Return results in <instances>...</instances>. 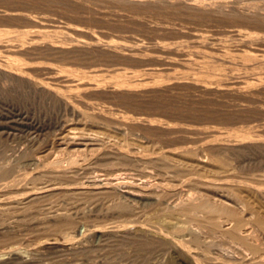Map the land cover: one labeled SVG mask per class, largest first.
I'll list each match as a JSON object with an SVG mask.
<instances>
[{
	"label": "rangeland",
	"instance_id": "obj_1",
	"mask_svg": "<svg viewBox=\"0 0 264 264\" xmlns=\"http://www.w3.org/2000/svg\"><path fill=\"white\" fill-rule=\"evenodd\" d=\"M129 1L0 0V264H264V0Z\"/></svg>",
	"mask_w": 264,
	"mask_h": 264
},
{
	"label": "bare ground",
	"instance_id": "obj_2",
	"mask_svg": "<svg viewBox=\"0 0 264 264\" xmlns=\"http://www.w3.org/2000/svg\"><path fill=\"white\" fill-rule=\"evenodd\" d=\"M127 1H129V0H127ZM139 2H140V0H138ZM153 1V0H152ZM164 0H162V2H163ZM220 1V0H219ZM129 2H131V1H129ZM144 2V1H143ZM180 2V1H179ZM101 3V2H100ZM134 3V2H133ZM158 3V2H157ZM125 4H127V3H125ZM142 4V3H141ZM160 4V3H159ZM163 4H165V3H163ZM168 4V3H167ZM209 4V3H208ZM170 5V4H169ZM220 5V4H219ZM163 6H165V5H163ZM223 6V5H222ZM145 7H146V5H145ZM148 7V6H147ZM160 7V6H159ZM167 7H168V5H167ZM219 7V6H218ZM59 8V7H58ZM126 8V7H125ZM215 8H217V7H214V9ZM223 7H221V9H222ZM90 9V8H89ZM102 9V8H101ZM192 9V8H191ZM198 9V8H197ZM196 8H195V10H197ZM199 9H200V7H199ZM198 9V10H199ZM212 9V8H211ZM219 9V12L221 11V9L220 8H218ZM255 9V8H254ZM257 9H259V8H257ZM7 10V9H6ZM135 10V9H134ZM216 10V9H215ZM227 10V9H226ZM225 10V11H226ZM239 10V9H238ZM253 10V9H252ZM261 10V9H260ZM194 11V10H193ZM199 11H201V10H199ZM212 11H214V10H212ZM218 11V10H217ZM223 11V10H222ZM231 11V10H230ZM218 12V13H219ZM239 12H241V11H239ZM256 12V11H255ZM257 12H258V14L256 15V14H254V16L256 15V16H258V15H260V16H262V13L261 14H259V11L257 10ZM221 13V12H220ZM242 14H243V9H242V12H241ZM248 13V12H247ZM129 14V13H128ZM223 14V13H222ZM227 14V13H226ZM231 14V13H230ZM230 14H227V15H230ZM144 15V14H143ZM242 16V15H241ZM244 16V15H243ZM246 16V15H245ZM264 17V16H263ZM128 18V17H127ZM9 19V18H8ZM260 19V18H259ZM12 20V19H11ZM127 20V19H126ZM258 20V19H257ZM9 21V20H8ZM124 21V20H123ZM246 22V21H245ZM249 22V21H248ZM261 22V21H260ZM38 24V23H37ZM150 24V23H149ZM233 24V23H232ZM246 24H247V22H246ZM125 25V24H124ZM254 27V26H253ZM79 28V27H78ZM249 28V27H248ZM261 29H259V31H260ZM263 30V29H262ZM261 30V31H262ZM58 30L56 29V31L55 32H57ZM31 32V31H30ZM54 32V31H53ZM19 33V32H18ZM65 33V32H64ZM261 33V32H260ZM8 34V33H7ZM21 34V33H20ZM125 34V33H124ZM255 34H257V33H255ZM263 34L264 33H262V36H263ZM27 35V34H26ZM209 35V34H208ZM211 35V34H210ZM259 35V34H258ZM7 36V35H6ZM19 36V35H18ZM54 36L55 35H53V38H54ZM174 36V35H173ZM255 36H257V35H255ZM261 36V35H260ZM260 36H257V37H260ZM165 37V36H164ZM55 38H57V37H55ZM75 38V37H74ZM166 38V37H165ZM65 39V38H64ZM79 39V38H78ZM91 39V38H90ZM89 39V40H90ZM163 39V38H162ZM168 39V38H167ZM169 39H170V37H169ZM82 40V39H81ZM80 40V41H81ZM157 40V39H156ZM159 40V39H158ZM173 40V39H172ZM171 40V42L174 44V41H172ZM6 41H7V39H6ZM91 41H92V39H91ZM101 41V40H100ZM119 41V40H118ZM162 41V40H161ZM166 41V40H165ZM208 41V40H207ZM9 42V41H8ZM14 42V41H13ZM75 42V41H74ZM82 42H83V40H82ZM102 42V41H101ZM106 42V41H105ZM167 42V41H166ZM165 42V43H166ZM15 43V42H14ZM13 43V44H14ZM102 43H104V42H102ZM107 43V42H106ZM5 44V43H4ZM8 44H10V43H8ZM73 44V43H72ZM105 44V43H104ZM11 45V44H10ZM9 45V46H10ZM19 45V44H18ZM169 44H167L166 46H168ZM7 46V45H6ZM81 46V45H80ZM160 46V45H159ZM36 47V46H35ZM160 47H162V46H160ZM263 47H264V45H263ZM29 48V47H28ZM174 48V47H173ZM257 48V47H256ZM2 50V49H1ZM35 50V49H34ZM260 50V49H259ZM258 50V51H259ZM249 51V50H248ZM256 51H257V49H256ZM26 52V51H25ZM245 52V51H244ZM223 53V52H222ZM241 53V52H240ZM259 53H261V51L259 52ZM264 53V52H263ZM247 54V53H246ZM255 54V53H254ZM49 55V54H48ZM222 55V54H221ZM223 56V55H222ZM5 57V56H4ZM255 58V57H254ZM34 59V58H33ZM228 59V58H227ZM235 59V58H234ZM256 59V58H255ZM9 60V59H8ZM45 60V59H44ZM49 60V59H48ZM229 60V59H228ZM26 61V60H25ZM221 61V60H220ZM239 62L240 61H242L241 59L240 60H238ZM39 62V61H38ZM237 62V61H236ZM235 62V63H236ZM245 62V61H244ZM247 62V61H246ZM250 62V61H249ZM264 62V61H263ZM238 63V62H237ZM251 63V62H250ZM23 65V64H22ZM121 65V64H120ZM123 65V64H122ZM259 65V64H258ZM52 67V66H51ZM247 67V66H246ZM61 68V67H60ZM256 69V68H255ZM254 69V70H255ZM13 70V69H12ZM252 70V69H251ZM262 70V69H261ZM35 71V70H34ZM19 72V71H18ZM36 72V71H35ZM241 72V71H240ZM253 72V71H252ZM25 73V72H24ZM234 74V73H233ZM239 74V73H238ZM36 75V74H35ZM225 76H226V74H225ZM250 77V76H249ZM41 80V79H40ZM35 82V81H34ZM39 85V84H38ZM247 88V87H246ZM249 88V87H248ZM62 93V92H61ZM127 93V92H126ZM78 94V93H77ZM66 102V101H65ZM84 109V108H83ZM102 115V114H101ZM116 115V114H115ZM101 119V118H100ZM108 121H110V120H108ZM145 122V121H144ZM126 124V123H125ZM257 125V124H256ZM255 125V126H256ZM248 126V125H247ZM234 127V126H233ZM253 127V126H252ZM252 127H251V130H252ZM257 127V126H256ZM233 129V128H232ZM243 129H245V128H243ZM255 129V128H254ZM227 130V129H226ZM233 131H234V129H233ZM233 131H232V133L231 134H233ZM240 130H238V132H239ZM249 131H250V128H249ZM205 132V131H204ZM242 132H243V130H242ZM252 133L251 134H254L255 135V131L253 132V130L251 131ZM257 132V131H256ZM164 133V132H163ZM227 133V132H226ZM236 133V132H235ZM234 133V134H235ZM260 133H262V132H260ZM208 134V133H207ZM211 135V134H210ZM209 135V136H210ZM238 135V134H237ZM240 135V134H239ZM253 135V136H254ZM256 135H257V133H256ZM195 136V135H194ZM202 136V135H201ZM213 136V135H212ZM217 136V135H216ZM229 136V135H228ZM233 136H235V135H233ZM263 136H264V130H263ZM205 137H207V136H205ZM229 137H231V136H229ZM228 137V138H229ZM241 138H242V136H240ZM236 138V137H235ZM259 139H260V137H258ZM262 138V137H261ZM148 139V138H147ZM233 140H234V137L232 138ZM255 139H256V136H255ZM259 139H257V141L259 140ZM244 140V139H243ZM262 140V139H261ZM247 141H249V140H247ZM246 140H245V142H247ZM254 141V140H253ZM256 141V140H255ZM250 142H251V140H250ZM249 142V143H250ZM256 143V142H255ZM194 144V143H193ZM251 144V143H250ZM195 148V147H194ZM191 150V149H190ZM195 150H196V148H195ZM111 153V152H110ZM115 155V154H114ZM224 158V157H223ZM153 159V158H152ZM163 160V159H162ZM192 162V161H191ZM193 163V162H192ZM195 164V163H194ZM176 165V164H175ZM225 161H223L222 160V162H220L219 163V165H218V170H222L225 166ZM6 166V165H5ZM5 166H4V168H5ZM185 166V165H184ZM2 167V166H1ZM189 167V166H188ZM3 168V169H4ZM182 168H184V167H182ZM6 169H8V168H6ZM56 169V168H55ZM1 170V169H0ZM8 170H10V169H8ZM257 170V169H256ZM7 171V170H6ZM3 172V171H2ZM0 173H1V171H0ZM4 173V172H3ZM215 173V172H214ZM193 174V173H192ZM5 175V174H4ZM263 175H264V173H263ZM1 177H2V175H1ZM211 177V176H210ZM213 178V177H212ZM1 179V178H0ZM216 179H217V177H216ZM22 181V180H21ZM217 181V180H216ZM231 181V180H230ZM257 181V180H256ZM233 182V181H232ZM12 184H13V182H12ZM31 184V183H30ZM227 184V183H226ZM242 184V183H241ZM11 185V184H10ZM17 185V184H16ZM232 187V186H231ZM242 187V186H241ZM256 189V188H255ZM42 190V189H41ZM155 191V190H154ZM238 191V197L237 198H239V200H242L244 203H245V205H246V207H247V210L250 212V213H252V215L254 216L253 217V219L250 221V222H246V221H243V220H241L240 218H238V217H234V216H231L232 218H231V221L233 222L234 221V225H233V227H232V232L233 233H235V235H238V237H240V240L243 242V243H245L244 242V240H248L247 239V237H245V234L247 233V235H249V233H250V230H249V228H247L246 227V225H249L251 222H252V224L254 225V226H256L260 231H263L264 232V215H262L261 214V212L262 211H260V207L261 206H258L259 204L257 203L256 205L253 203V201L255 202V201H257L255 198V200L253 199V201H251V199L253 198V196H252V198H251V195H250V193H245L244 191H240V190H236V191H234V192H237ZM243 192V193H242ZM159 195V194H158ZM231 196V195H230ZM30 198V197H29ZM236 198V199H237ZM207 200V199H206ZM204 202H206L205 200H204ZM208 202V201H207ZM163 204V203H162ZM200 204V203H199ZM204 204V203H203ZM237 204V203H236ZM243 204V203H242ZM263 204V203H262ZM239 205V204H238ZM237 205V206H238ZM122 206V205H121ZM124 206V205H123ZM243 206V205H242ZM125 207H126V205H125ZM167 207V206H166ZM172 207H178L179 208V206H177V203H175V205H172ZM201 208H202V210L204 209H206L208 212H215V211H217L216 209H215V207H211V206H209L208 204H204V205H201L200 206ZM262 207H264V205H262ZM177 208V209H178ZM180 208H182V207H180ZM179 208V209H180ZM121 209H122V207H121ZM125 209V208H124ZM174 209V208H173ZM188 209V208H187ZM187 209H181V210H187ZM222 209V208H221ZM262 209V208H261ZM199 210V209H198ZM223 211L225 210L224 208L222 209ZM240 210V209H239ZM263 210H264V208H263ZM201 211V210H200ZM264 213V212H263ZM125 214V213H124ZM196 214V213H195ZM248 214V213H247ZM48 215V214H47ZM250 215V214H249ZM217 217V216H216ZM250 218V217H249ZM191 219V218H190ZM192 219H194V218H192ZM212 221V220H211ZM199 222V221H198ZM202 222V221H201ZM68 225V224H67ZM231 225V226H232ZM167 226V225H166ZM210 226H211V228L212 229H215V230H217L218 231V222L217 221H215V217H214V221H212L211 223H210ZM220 226V225H219ZM222 229V228H221ZM255 229V228H254ZM177 230V229H176ZM222 230H224V229H222ZM256 230V229H255ZM175 231V230H174ZM225 231V230H224ZM189 232V231H188ZM192 232V231H191ZM229 232V231H228ZM254 232V231H253ZM259 232V231H258ZM166 233V232H165ZM168 233H169V231H168ZM167 233V234H168ZM222 233H224L223 231H222ZM217 234V233H216ZM226 234H227V232H226ZM175 235V234H174ZM225 235V234H224ZM228 235V234H227ZM252 235V234H251ZM250 236V235H249ZM248 236V237H249ZM256 236V235H255ZM198 237V236H197ZM254 236H252V237H250L249 238V240H251V243L250 242H248V248H247V246H246V248L245 249H247V252H248V250H251L253 253H255L254 255L256 256V254L257 255H259V259L260 258H263L264 257V251L261 249V248H258V247H256L254 244H253V242H252V239L251 238H253ZM257 237V236H256ZM256 237L255 238H253V240H255L256 239ZM237 238V237H236ZM184 239V238H183ZM198 239H199V237H198ZM161 240H163V239H161ZM236 240H239V239H236ZM257 240V239H256ZM256 240L254 241V242H256ZM164 241V240H163ZM173 240H171V242H172ZM131 242V241H130ZM240 242V241H239ZM246 242V243H247ZM174 243H175V241H174ZM188 243V242H187ZM189 243H190V241H189ZM176 244V243H175ZM233 244V243H232ZM238 244V246H239V243H237ZM160 245H162L161 247L162 248H164V247H166L167 245H168V243H166V242H164V243H162V244H160ZM190 245V244H189ZM240 245H242V246H244L243 244H240ZM140 246V245H139ZM179 246H180V248L182 249V250H186L187 249V247H186V244L185 243H180L179 244ZM197 246V245H196ZM168 247V246H167ZM166 247V248H167ZM190 247V246H189ZM188 247V248H189ZM193 247V246H192ZM240 247V246H239ZM245 247V246H244ZM262 247V246H261ZM48 248V247H47ZM158 248V247H157ZM208 249V248H207ZM240 249V248H239ZM241 249H242V247H241ZM240 249V250H241ZM238 250V249H237ZM205 251H207V250H205ZM243 251V250H242ZM188 252H189V250H188ZM246 252V251H245ZM183 254V253H182ZM202 254V253H201ZM249 254H251V253H249ZM241 255V254H240ZM243 255V254H242ZM200 257H202V256H200ZM208 257V256H207ZM206 257V258H207ZM245 258V257H244ZM256 258V257H255ZM257 259V258H256ZM258 259V260H259ZM231 260H232V258H231ZM255 260V259H254ZM257 260V261H258ZM263 260V259H262ZM194 261V260H193ZM260 261V260H259ZM218 263V262H217ZM220 263V262H219Z\"/></svg>",
	"mask_w": 264,
	"mask_h": 264
}]
</instances>
